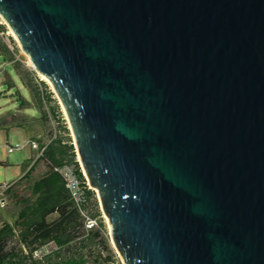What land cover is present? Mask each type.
<instances>
[{
	"label": "water",
	"instance_id": "water-1",
	"mask_svg": "<svg viewBox=\"0 0 264 264\" xmlns=\"http://www.w3.org/2000/svg\"><path fill=\"white\" fill-rule=\"evenodd\" d=\"M0 17L125 264H264V0H0Z\"/></svg>",
	"mask_w": 264,
	"mask_h": 264
},
{
	"label": "trees",
	"instance_id": "trees-1",
	"mask_svg": "<svg viewBox=\"0 0 264 264\" xmlns=\"http://www.w3.org/2000/svg\"><path fill=\"white\" fill-rule=\"evenodd\" d=\"M4 29L0 24V32ZM9 41L13 43L10 37ZM16 51L0 41L3 61H12ZM38 84L40 91L23 82L24 87L35 93L37 113L47 120L50 115H56L57 107L50 106V112L42 109L44 101L50 103L52 99L44 82L40 80ZM19 99L20 106L26 103L22 97ZM59 127L61 133L49 140L23 177L5 191L17 211L8 222L0 210V264H115L113 251L103 234V222L98 229L84 235L64 182L55 171L75 158L67 128L64 124ZM50 215H54L53 218L49 219ZM49 243L54 248L46 252L43 247Z\"/></svg>",
	"mask_w": 264,
	"mask_h": 264
},
{
	"label": "rangeland",
	"instance_id": "rangeland-1",
	"mask_svg": "<svg viewBox=\"0 0 264 264\" xmlns=\"http://www.w3.org/2000/svg\"><path fill=\"white\" fill-rule=\"evenodd\" d=\"M0 22L5 28L4 32H0V41L4 42L10 50L14 48L17 50L13 55V60L10 62H5L0 57V121L5 124L4 127L0 128L1 191V185L4 183H10L22 175L25 170L26 159L28 157H33V152L28 145L21 150L8 153L4 146L6 139L13 145H21L27 140L28 134H30L40 142V144H47L52 137L61 133L59 126L60 124H64L67 128V135L69 136L70 143L72 144L74 151L77 150L75 148L74 137L65 110L51 83L48 84L41 78L40 75L42 74L33 68L29 55L20 48L17 39L11 34L12 30L1 17ZM9 37L12 38L13 43L9 41ZM20 80L32 87L34 86V88L36 87L38 91H40L41 88L38 82L40 80L43 81L46 85L45 89L51 93L52 101L50 103L44 101L42 109L50 112V106H56V115H50V118L47 120L40 117L37 113L38 107L34 101L35 93L29 88L24 87L23 82ZM20 97L26 100V103L22 106L19 105L21 101L19 99ZM43 97L45 98V95H43ZM74 156L76 157L75 153ZM16 183L13 186H15ZM2 210H5L8 214H13L17 211L13 200H11L8 195L6 198V204ZM99 215L102 216L100 219L104 224L103 230L109 247L113 251L115 264H125L120 252L108 237V229L110 230V225L103 209L99 212ZM53 216L54 215H50L48 218L51 219ZM53 248L54 245L49 243L44 247V251L48 252Z\"/></svg>",
	"mask_w": 264,
	"mask_h": 264
},
{
	"label": "built area",
	"instance_id": "built-area-1",
	"mask_svg": "<svg viewBox=\"0 0 264 264\" xmlns=\"http://www.w3.org/2000/svg\"><path fill=\"white\" fill-rule=\"evenodd\" d=\"M0 24L2 23L0 22ZM26 145H28L33 152V157H30L31 165L42 154L46 144L42 145L36 139L32 138H28L21 145H13L9 140H6L4 143V146L6 147L8 153L16 150H21ZM74 153L76 157L72 162L64 163L63 165L56 168L55 171L58 172L64 182L65 188L68 192L69 201L72 207L76 210L79 219L81 220L82 230L85 235L86 232L99 228L100 222H102L100 219V217L102 216L99 215V212H101L102 209L97 193L90 186L88 178L86 177L81 167L77 151H74ZM25 171L16 180L1 185L2 189L0 191V210H2L6 204L7 196L5 194V191L8 188L12 187L17 181H19L23 177ZM79 174L81 175V177ZM103 234L105 236L104 230ZM108 237L111 239L109 229Z\"/></svg>",
	"mask_w": 264,
	"mask_h": 264
},
{
	"label": "crops",
	"instance_id": "crops-1",
	"mask_svg": "<svg viewBox=\"0 0 264 264\" xmlns=\"http://www.w3.org/2000/svg\"><path fill=\"white\" fill-rule=\"evenodd\" d=\"M5 126V124L2 122V121H0V128H2V127H4ZM28 138H32V139H35L32 135H30V134H28ZM27 138V139H28ZM7 140V139H6ZM40 143V142H39ZM30 163H31V159H30V157H28L27 159H26V162H25V170L27 169V167L30 165ZM24 170V171H25ZM1 212H2V217L3 218H5L8 222H10L11 220H12V217L14 216V214L16 213V212H14L13 214H8L5 210H1Z\"/></svg>",
	"mask_w": 264,
	"mask_h": 264
},
{
	"label": "bare ground",
	"instance_id": "bare-ground-1",
	"mask_svg": "<svg viewBox=\"0 0 264 264\" xmlns=\"http://www.w3.org/2000/svg\"><path fill=\"white\" fill-rule=\"evenodd\" d=\"M11 34L14 36V33H12L11 32ZM41 76V78L42 79H44L48 84H50L51 82H50V80L46 77V76H44L43 74L42 75H40ZM94 189V188H93ZM97 192V191H96ZM107 218V217H106ZM109 226V225H108Z\"/></svg>",
	"mask_w": 264,
	"mask_h": 264
}]
</instances>
